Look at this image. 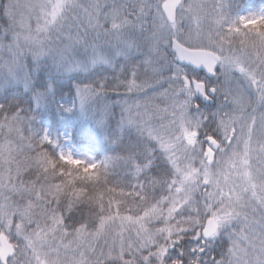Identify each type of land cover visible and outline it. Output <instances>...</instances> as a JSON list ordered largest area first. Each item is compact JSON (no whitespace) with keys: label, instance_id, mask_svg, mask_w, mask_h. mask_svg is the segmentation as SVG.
Masks as SVG:
<instances>
[{"label":"snow or ice","instance_id":"obj_1","mask_svg":"<svg viewBox=\"0 0 264 264\" xmlns=\"http://www.w3.org/2000/svg\"><path fill=\"white\" fill-rule=\"evenodd\" d=\"M243 7L0 3V73L27 83L26 57L93 73L81 105L122 96L117 127L137 134L106 136L117 148L100 161L53 156L15 95L0 103V264H264V0ZM111 115L101 105L95 123Z\"/></svg>","mask_w":264,"mask_h":264},{"label":"trees","instance_id":"obj_2","mask_svg":"<svg viewBox=\"0 0 264 264\" xmlns=\"http://www.w3.org/2000/svg\"><path fill=\"white\" fill-rule=\"evenodd\" d=\"M2 2L3 0H0V3ZM24 63L29 66L31 79L24 83L3 73V82L6 85L0 90V103H7L15 95L30 114L28 125L32 134L40 137L44 134V128L50 131L54 144L49 145L48 150L53 156L57 154L62 132L68 133L73 143L91 148L99 161L106 155L113 154L117 148V145L105 139L106 136L122 135L125 139L137 138L135 129L129 128L121 132L117 127L120 116V105L117 101L122 96L110 92L102 98L81 105L76 93L77 85L94 78L93 73L60 72L48 59L41 61L40 67L35 71H32L34 62L31 57H26ZM105 104L110 105L112 115L101 127L95 123L94 116L101 105ZM215 110L216 107L212 106L206 108L205 112ZM158 166L163 168L166 165L160 163ZM226 242V236H218L211 244L212 254L219 256L222 245Z\"/></svg>","mask_w":264,"mask_h":264},{"label":"rangeland","instance_id":"obj_3","mask_svg":"<svg viewBox=\"0 0 264 264\" xmlns=\"http://www.w3.org/2000/svg\"><path fill=\"white\" fill-rule=\"evenodd\" d=\"M242 3L244 5L243 12H247L249 10H253L255 7L259 6L260 2H257L256 0H242ZM44 135H48L51 138V135L49 131L46 129L44 132ZM61 145L58 148V153L63 152L65 154L70 153L74 158L79 159H91L97 161L93 155H91L90 152H88L83 147H76L73 146L70 141L69 137L65 136V134H61Z\"/></svg>","mask_w":264,"mask_h":264},{"label":"bare ground","instance_id":"obj_4","mask_svg":"<svg viewBox=\"0 0 264 264\" xmlns=\"http://www.w3.org/2000/svg\"><path fill=\"white\" fill-rule=\"evenodd\" d=\"M5 75V74H4ZM3 73H0V90H3L2 87L5 86L6 84L3 82Z\"/></svg>","mask_w":264,"mask_h":264},{"label":"water","instance_id":"obj_5","mask_svg":"<svg viewBox=\"0 0 264 264\" xmlns=\"http://www.w3.org/2000/svg\"><path fill=\"white\" fill-rule=\"evenodd\" d=\"M190 66V65H189ZM192 67V66H191ZM197 70H199V69H197ZM200 71H202V70H200ZM201 100H203V101H206L207 102V100H205L203 97H199Z\"/></svg>","mask_w":264,"mask_h":264}]
</instances>
